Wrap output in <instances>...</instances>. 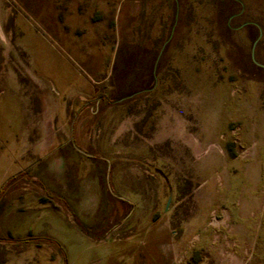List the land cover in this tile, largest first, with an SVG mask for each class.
<instances>
[{
	"label": "rangeland",
	"instance_id": "1",
	"mask_svg": "<svg viewBox=\"0 0 264 264\" xmlns=\"http://www.w3.org/2000/svg\"><path fill=\"white\" fill-rule=\"evenodd\" d=\"M0 264H264V0H0Z\"/></svg>",
	"mask_w": 264,
	"mask_h": 264
}]
</instances>
